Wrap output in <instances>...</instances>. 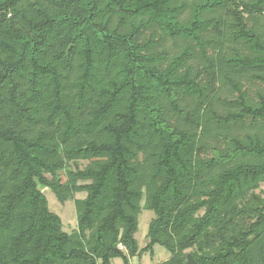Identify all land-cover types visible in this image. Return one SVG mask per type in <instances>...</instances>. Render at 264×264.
Segmentation results:
<instances>
[{
    "label": "trees",
    "instance_id": "trees-1",
    "mask_svg": "<svg viewBox=\"0 0 264 264\" xmlns=\"http://www.w3.org/2000/svg\"><path fill=\"white\" fill-rule=\"evenodd\" d=\"M156 245L264 264V0H0V264Z\"/></svg>",
    "mask_w": 264,
    "mask_h": 264
},
{
    "label": "rangeland",
    "instance_id": "rangeland-1",
    "mask_svg": "<svg viewBox=\"0 0 264 264\" xmlns=\"http://www.w3.org/2000/svg\"><path fill=\"white\" fill-rule=\"evenodd\" d=\"M86 162H82V166ZM64 181L66 180L64 172H61ZM49 199L50 208L58 213L64 222V229L66 231H73L77 228V211L75 207V199L83 198L85 193H77L74 199L67 201L66 203H61L55 194L48 188L43 189ZM154 217V212L151 210H144L140 215V225L139 230L136 233V238L139 241L140 247L143 248L149 243V237L147 236L149 223ZM154 254L147 252L143 258L140 260L138 257L131 259V264H160L171 257V253L163 246L156 245ZM113 264H124L121 258H116L113 260Z\"/></svg>",
    "mask_w": 264,
    "mask_h": 264
},
{
    "label": "water",
    "instance_id": "water-1",
    "mask_svg": "<svg viewBox=\"0 0 264 264\" xmlns=\"http://www.w3.org/2000/svg\"><path fill=\"white\" fill-rule=\"evenodd\" d=\"M184 264H198V262L191 253H188L187 261Z\"/></svg>",
    "mask_w": 264,
    "mask_h": 264
}]
</instances>
